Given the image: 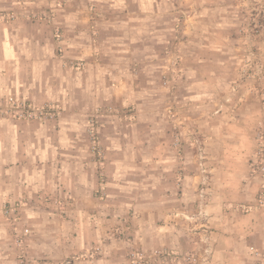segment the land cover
<instances>
[{"label":"crops","instance_id":"0c3cea01","mask_svg":"<svg viewBox=\"0 0 264 264\" xmlns=\"http://www.w3.org/2000/svg\"><path fill=\"white\" fill-rule=\"evenodd\" d=\"M8 94L0 264H264V0H0Z\"/></svg>","mask_w":264,"mask_h":264},{"label":"built area","instance_id":"2783aa9c","mask_svg":"<svg viewBox=\"0 0 264 264\" xmlns=\"http://www.w3.org/2000/svg\"><path fill=\"white\" fill-rule=\"evenodd\" d=\"M34 2L35 0H27ZM12 17H15L13 14ZM46 114V107H38L32 105L30 102L22 99L16 95L8 94L7 96L0 97V117H8L13 119H35L42 118ZM91 149L94 155L100 157L101 149L96 137L93 136ZM263 144V143H262ZM258 161L253 163L252 172L264 176V148L259 150ZM258 203L264 205V181L262 182L260 192L258 194ZM5 214L10 216L13 221L17 219L15 208H6Z\"/></svg>","mask_w":264,"mask_h":264},{"label":"rangeland","instance_id":"374dc122","mask_svg":"<svg viewBox=\"0 0 264 264\" xmlns=\"http://www.w3.org/2000/svg\"><path fill=\"white\" fill-rule=\"evenodd\" d=\"M167 53H169L170 55H172L171 57L173 59V63H174L175 68H177L178 66H180L183 58H182L181 54L177 50L174 49L173 46H170L167 49ZM255 59H257V58H255ZM253 61L256 62V60H253ZM1 97H4V96H1ZM22 99H24V98H22ZM26 101H28V100H26ZM93 136L96 137V139L98 140L97 134L95 132H93V133H91V143H92ZM98 143H99V140H98ZM256 143H257V146H256V150H255V153H254V158L250 161L249 166H250V169H251V173H253L254 175H260V174H256V173L252 172V169H253V163H255V162L258 161L257 156H258L259 150L261 148H264V131L263 130H259V132L257 134V138H256ZM91 145H90V151L92 152ZM99 146L101 147L100 143H99ZM100 153L102 154V152H100ZM16 215L18 217V211L17 210H16ZM158 254H159L158 255L159 257H154V258H163V253H160L159 252ZM129 258H130V260H131L132 263H136V262H140V261L141 262H146V261L149 260L150 257L149 256H145V255H141V254L140 255L139 254H133L131 252Z\"/></svg>","mask_w":264,"mask_h":264}]
</instances>
